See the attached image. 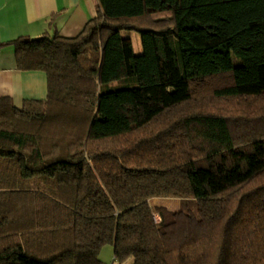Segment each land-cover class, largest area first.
<instances>
[{
    "label": "trees",
    "instance_id": "16d2710c",
    "mask_svg": "<svg viewBox=\"0 0 264 264\" xmlns=\"http://www.w3.org/2000/svg\"><path fill=\"white\" fill-rule=\"evenodd\" d=\"M96 1L0 43L47 78L0 97V264H264V0Z\"/></svg>",
    "mask_w": 264,
    "mask_h": 264
},
{
    "label": "crops",
    "instance_id": "0c3cea01",
    "mask_svg": "<svg viewBox=\"0 0 264 264\" xmlns=\"http://www.w3.org/2000/svg\"><path fill=\"white\" fill-rule=\"evenodd\" d=\"M96 8V0H0V43L19 36L37 38L56 33L75 37ZM46 95V74L17 69L13 48H0V97L8 96L21 107L26 99H44ZM171 209L177 210L178 204H172Z\"/></svg>",
    "mask_w": 264,
    "mask_h": 264
},
{
    "label": "rangeland",
    "instance_id": "374dc122",
    "mask_svg": "<svg viewBox=\"0 0 264 264\" xmlns=\"http://www.w3.org/2000/svg\"><path fill=\"white\" fill-rule=\"evenodd\" d=\"M122 36L128 37L131 39L136 54H140L142 52L141 39L137 31L123 30ZM235 64L238 65L239 61H235ZM205 103H204L205 105H208V108H213L215 109V111H222L224 112L225 115H229L233 118L235 116H238L239 114L238 106L237 104H233V102L211 99ZM150 203L152 207L154 208L158 206H165L168 209L172 208V204H178V208L180 207V204H181L180 201H178V199H164V198H153V200H151ZM156 216L158 217L157 213H156ZM100 252H101L100 256H101L102 261L105 264H112V260H113L112 246L109 244L104 245Z\"/></svg>",
    "mask_w": 264,
    "mask_h": 264
}]
</instances>
